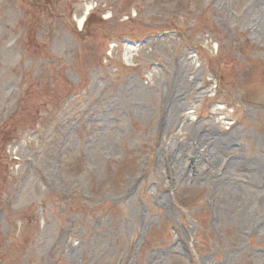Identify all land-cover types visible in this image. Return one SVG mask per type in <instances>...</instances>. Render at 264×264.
I'll list each match as a JSON object with an SVG mask.
<instances>
[{"label":"rangeland","instance_id":"1","mask_svg":"<svg viewBox=\"0 0 264 264\" xmlns=\"http://www.w3.org/2000/svg\"><path fill=\"white\" fill-rule=\"evenodd\" d=\"M257 1L0 0V264H264Z\"/></svg>","mask_w":264,"mask_h":264},{"label":"bare ground","instance_id":"2","mask_svg":"<svg viewBox=\"0 0 264 264\" xmlns=\"http://www.w3.org/2000/svg\"><path fill=\"white\" fill-rule=\"evenodd\" d=\"M261 2H262V0H258L256 3L260 6V4H261ZM258 6V7H259ZM261 14L263 15L264 14V8H261ZM174 110H172V111H174V112H178V111H180V109L178 108V106H176L175 105V107L173 108ZM171 118V115H169V118L168 119H170ZM230 139H226V140H222V141H219V143H217V144H215V146H214V153H212V155H211V158L212 157H215V159L217 158L218 159V157H219V155L221 154V152H219L218 150L220 149V146H222V145H224V147L225 148H228V147H230V146H232L233 145V143L231 142V140L229 141ZM229 141V142H228ZM204 143H205V140H204ZM229 149V148H228ZM152 219H150L149 220V223L151 224L152 223V221H151ZM143 222H148V220H145V221H143ZM147 224V223H146ZM146 224H144V225H146ZM179 247V244H177V248Z\"/></svg>","mask_w":264,"mask_h":264}]
</instances>
